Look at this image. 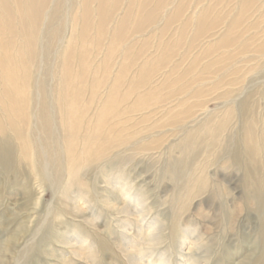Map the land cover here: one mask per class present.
I'll use <instances>...</instances> for the list:
<instances>
[{
  "label": "rangeland",
  "instance_id": "obj_1",
  "mask_svg": "<svg viewBox=\"0 0 264 264\" xmlns=\"http://www.w3.org/2000/svg\"><path fill=\"white\" fill-rule=\"evenodd\" d=\"M119 246L264 264V0H0V264Z\"/></svg>",
  "mask_w": 264,
  "mask_h": 264
},
{
  "label": "bare ground",
  "instance_id": "obj_2",
  "mask_svg": "<svg viewBox=\"0 0 264 264\" xmlns=\"http://www.w3.org/2000/svg\"><path fill=\"white\" fill-rule=\"evenodd\" d=\"M68 183H70V181L68 182ZM105 184H106V182H105ZM108 186H109V184H107ZM111 186V185H110ZM112 187V186H111ZM106 193V192H105ZM105 198H106V200H105V204H106V206L108 207V209L110 210V212H112L113 214H127V215H129V216H132V217H136V215L137 214H139L140 215V218H143V215H142V212H139L138 210L139 209H137L138 208V206H136L135 207V210H136V212H133L132 210H131V208H132V206L130 205L133 201H134V199H129L130 201H128V199L126 200V199H123V198H119V199H117V204H114V203H112L111 201V199H109V197H108V195L106 194V196H104ZM38 201V200H37ZM134 203V202H133ZM78 204V203H77ZM37 206H39V205H37ZM77 207H76V209H78V211H80V213L81 212H83L82 210H83V208H82V205H76ZM135 206V205H134ZM134 210V209H133ZM28 214V213H27ZM118 222H121V221H118ZM121 223H123V222H121ZM156 230H158V229H156ZM126 231H128V230H126ZM154 232H157V231H154ZM60 236V235H59ZM58 236V239H57V242H60V243H62V244H64V245H66V246H71L72 247V249H74V254L77 256V257H80V254H82L81 253V251L80 250H78V249H76L77 248V245L76 244H74V243H72L73 242V240L72 239H64V238H62V237H59ZM156 236L157 235H154V237H153V241H154V239L156 238ZM193 240H195V239H193ZM150 241H152V239L150 240ZM61 244V245H62ZM14 246V245H13ZM143 246V245H142ZM141 246V247H142ZM6 247V246H5ZM10 246H8V248H9ZM139 247V246H138ZM7 248V247H6ZM119 248H120V250L122 251V252H124L125 254H126V256H127V258H129L130 260H131V263L132 264H149V262H147V261H145V258H142L141 257V255L144 253H140V255H137L135 252H133L132 251V247H126V248H124L123 246H119ZM5 249V248H4ZM3 249V251H6V249L4 250ZM151 248H150V246L148 247V248H143V250H140V252H142V251H146L147 253L149 252V250H150ZM3 253V252H2ZM5 254V253H4ZM82 256V255H81ZM262 261V259L261 260H259V262H261ZM62 262V264H68L69 262H66V261H61ZM189 262H192V264H198L193 258H191L190 259V261ZM179 264H183L182 262H180L179 261Z\"/></svg>",
  "mask_w": 264,
  "mask_h": 264
}]
</instances>
